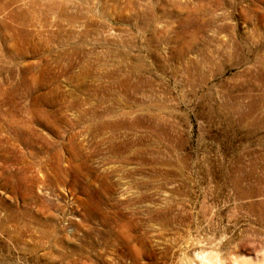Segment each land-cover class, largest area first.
I'll list each match as a JSON object with an SVG mask.
<instances>
[{
	"label": "rangeland",
	"instance_id": "1",
	"mask_svg": "<svg viewBox=\"0 0 264 264\" xmlns=\"http://www.w3.org/2000/svg\"><path fill=\"white\" fill-rule=\"evenodd\" d=\"M206 257L264 264V0H0V264Z\"/></svg>",
	"mask_w": 264,
	"mask_h": 264
},
{
	"label": "bare ground",
	"instance_id": "2",
	"mask_svg": "<svg viewBox=\"0 0 264 264\" xmlns=\"http://www.w3.org/2000/svg\"><path fill=\"white\" fill-rule=\"evenodd\" d=\"M204 259H205V258H204ZM206 259H207L206 262H207L208 264H215V262L212 261L213 257H210V258H209V257H206ZM238 262H239V261H238ZM216 264H217V263H216ZM239 264H240V263H239ZM241 264H246V263H241Z\"/></svg>",
	"mask_w": 264,
	"mask_h": 264
}]
</instances>
